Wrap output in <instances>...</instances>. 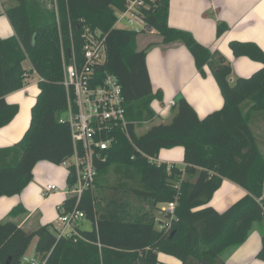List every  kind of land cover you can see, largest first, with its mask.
<instances>
[{
	"label": "trees",
	"instance_id": "trees-1",
	"mask_svg": "<svg viewBox=\"0 0 264 264\" xmlns=\"http://www.w3.org/2000/svg\"><path fill=\"white\" fill-rule=\"evenodd\" d=\"M49 1L15 0L5 10L15 36L0 39V130L20 113V106L6 97L25 88L27 60L40 78V93L22 139L0 148V198L21 195L40 162L60 166L73 155L70 128L61 121L68 105L61 44L66 58L70 59L73 47L82 65L86 29L106 35L107 61L98 71L118 78L128 130L153 121L154 101L164 100L161 91L154 92L148 71V50L155 44L139 50L140 32L116 27L117 12L126 10L127 0ZM142 12L145 25L156 30L164 44L182 43L202 75L206 67L210 69L224 101L220 110L200 119L181 99L172 107L169 124L155 125L141 136L118 128L112 134V147L103 153L105 160L96 162L95 192L109 184L113 172L117 191L154 209L174 203V213L165 214L167 226L148 212L130 209L129 200L107 202L88 192L78 209L92 222L91 231L78 226L71 237L59 238L49 225L26 232L13 222H0V264H22L35 238L36 258L42 264H165L160 254L181 264H226L222 256L244 245L254 228L262 232L257 259L264 262V144L254 131L258 120L264 123V51L253 42L231 41L234 57L262 64L250 77L231 84L232 66L222 54L201 45L191 33L169 26L170 0H155ZM228 29L219 23L218 38ZM178 146L184 148L183 168L149 159ZM225 179L246 194L218 212L210 203ZM67 181L73 184L72 174ZM74 207L75 200L66 199L65 212ZM19 210L15 207L10 215Z\"/></svg>",
	"mask_w": 264,
	"mask_h": 264
},
{
	"label": "crops",
	"instance_id": "crops-1",
	"mask_svg": "<svg viewBox=\"0 0 264 264\" xmlns=\"http://www.w3.org/2000/svg\"><path fill=\"white\" fill-rule=\"evenodd\" d=\"M14 3L15 0H0V39L15 36L14 28L5 14L6 7ZM168 23L171 28L191 33L197 42L209 50L222 54L232 66L233 71L229 80L231 84H234L237 78L250 77L262 68L261 63L247 57H234L229 44L231 41L253 42L264 51V0H170ZM219 23H225L229 27L220 38L217 36ZM154 31L156 30L141 32L142 36L139 34L137 37L139 50L146 49L151 43L155 44L148 50V71L154 92L161 91L164 95L163 102L156 100L152 105L157 117L146 123L154 124L151 127L169 124L174 116L171 112L173 107L171 102H175L179 95L200 119L220 110L224 101L210 69L206 67L205 74L202 75L196 68L193 56L182 43L164 44L158 33L157 37L151 38V35H155ZM24 68L29 71V75L36 74L31 71V63L27 67L24 63ZM38 83L39 80L32 82L30 80L25 88L6 97L9 103L20 106V113L10 125L0 130V148L12 146L20 141L29 128L31 109L40 93ZM15 97L24 99V102L29 98L32 100L29 118L23 128L19 123L23 115V112L21 113L23 105L13 100ZM183 157L184 148L178 146L173 149H162L156 158L149 159L158 165L176 164L183 168ZM53 167L52 163L40 162L34 169L32 182L21 195L0 198V222H13L26 232L44 225L55 226L60 207L64 206V202L69 198L66 195L68 190L62 188L59 190L64 186V180L68 184L69 173L62 165L61 168ZM49 185H55L58 192L48 193L46 189ZM245 194L244 189L225 179L210 205L218 212H224ZM17 206L22 210L10 215ZM54 206L56 213L51 212ZM261 233L259 228H254L247 242L236 248L226 264H264L257 259L262 246ZM34 256L36 257V254ZM160 260L165 264H181L179 260H173L174 262H167L161 258Z\"/></svg>",
	"mask_w": 264,
	"mask_h": 264
},
{
	"label": "built area",
	"instance_id": "built-area-1",
	"mask_svg": "<svg viewBox=\"0 0 264 264\" xmlns=\"http://www.w3.org/2000/svg\"><path fill=\"white\" fill-rule=\"evenodd\" d=\"M152 2L155 0H127L126 10L117 12V24L127 20L133 26L136 21H143L142 10L147 9ZM83 38L84 62L80 66L74 48L72 47L68 60L61 44L64 69L62 85L66 89L68 101L61 121L70 128L74 149L73 155L61 165L74 178L73 184H68L66 195L75 200V207L69 212H65L64 206L60 207L57 217L59 226L53 227L54 234L59 238L71 237L77 232L80 222L85 220V214L78 209V205L86 193L95 192L98 177L96 162L112 147L113 132L119 128L127 133L129 127L123 89L118 78L109 72L100 75L98 71L107 61L106 35L86 29ZM171 104L174 105L175 102ZM47 192H58V188L49 185ZM174 209L175 204L168 203L163 211L165 214H173ZM42 263L27 255L22 261V264Z\"/></svg>",
	"mask_w": 264,
	"mask_h": 264
},
{
	"label": "rangeland",
	"instance_id": "rangeland-1",
	"mask_svg": "<svg viewBox=\"0 0 264 264\" xmlns=\"http://www.w3.org/2000/svg\"><path fill=\"white\" fill-rule=\"evenodd\" d=\"M48 3L50 4V1L48 0ZM116 27L118 29H126V30H136L138 32H140V36H142L141 34V31L143 30V28L145 27V24L143 21H136L135 24L133 26H131L127 20H122L120 21ZM154 34L155 35H151V38H154V37H157V32L154 31ZM142 37H140L141 39ZM30 63L29 61L27 60L25 62V67L29 66ZM31 80L34 81V80H40V78L38 77L37 74H33V75H28L27 76V79H26V84L29 83ZM32 95V94H31ZM28 99V98H27ZM13 100L17 101V102H20L23 107H22V111L21 113L23 112L24 110V107H25V102H24V99L23 100H20L18 97H15ZM21 116V115H20ZM161 121V119H160ZM158 123V121H157ZM156 124V123H155ZM152 125L154 124H150V123H145V124H135L132 128L131 126V130L129 129L127 131V134L128 135H132L133 132H135L138 136H141L143 135ZM254 131L255 133L258 135L259 137V140L261 142H263L264 144V123L261 121V120H258V122L254 125ZM55 168H61L60 166L58 165H53ZM53 167V168H54ZM110 179H109V184L107 186H104L103 188H99L97 189V191L95 192L96 194H99L97 200L99 198H104L105 200L108 201H111V200H115L116 202L120 203V202H130L129 204V207L130 209H136V208H139V211L141 209L142 212H148L150 214H152L157 220L160 219L162 220L164 226H167V223H168V219H166V216H165V213L163 211V208L165 207V204L164 205H160L158 206V209H154L150 206V204L146 203V202H143V201H139L137 200L132 194H126L124 193L123 190H119L117 191L114 187L116 186L115 184V175L113 172L110 173ZM61 188L65 191L68 190V184L66 183V181L64 180V186L63 187H60L59 190H61ZM47 190V189H46ZM106 203V202H105ZM51 212L53 213H56V208L55 206L51 209ZM51 213V214H52ZM58 217V216H57ZM55 226H59V224L57 223V218H56V224ZM54 227V226H53ZM53 227H51V230H53ZM157 227L158 228H161V225L160 223L158 222L157 223ZM80 228L82 230H87V231H91L93 229V224L91 221H88V220H83L80 222ZM255 229H258V228H255ZM262 229H264V223H263V226H262ZM34 230H30L29 232H32ZM54 232V230H53ZM257 232V231H255ZM36 242H37V238H35L33 241H32V244L30 245L29 247V250L27 252V256L28 258H36L34 255H35V245H36ZM236 249H233L227 253H225L223 256H222V259L226 262L227 260L230 259V257L233 255V252L235 251ZM160 258L164 261H171V262H174L173 260H177L173 257H170L168 255H165V254H160ZM37 259V258H36Z\"/></svg>",
	"mask_w": 264,
	"mask_h": 264
},
{
	"label": "bare ground",
	"instance_id": "bare-ground-1",
	"mask_svg": "<svg viewBox=\"0 0 264 264\" xmlns=\"http://www.w3.org/2000/svg\"><path fill=\"white\" fill-rule=\"evenodd\" d=\"M34 94H32V97ZM32 105V100L29 98L28 100L25 101V107L23 110V115L19 121L20 124H22V128L26 126L28 118H29V109L31 108ZM21 128V129H22Z\"/></svg>",
	"mask_w": 264,
	"mask_h": 264
},
{
	"label": "water",
	"instance_id": "water-1",
	"mask_svg": "<svg viewBox=\"0 0 264 264\" xmlns=\"http://www.w3.org/2000/svg\"><path fill=\"white\" fill-rule=\"evenodd\" d=\"M152 29H153V28H151V27H149V26H145V28H144V30H145V31H148V32L152 31ZM181 99H182V96L179 95V96L175 99V103L179 102Z\"/></svg>",
	"mask_w": 264,
	"mask_h": 264
}]
</instances>
